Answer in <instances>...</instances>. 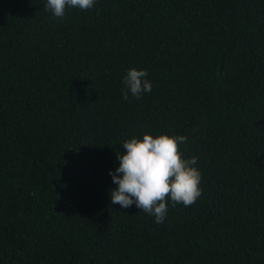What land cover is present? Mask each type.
Listing matches in <instances>:
<instances>
[{"label":"trees","instance_id":"obj_1","mask_svg":"<svg viewBox=\"0 0 264 264\" xmlns=\"http://www.w3.org/2000/svg\"><path fill=\"white\" fill-rule=\"evenodd\" d=\"M45 4L0 0V264H264V0ZM144 134L201 173L162 224L111 204Z\"/></svg>","mask_w":264,"mask_h":264},{"label":"clouds","instance_id":"obj_2","mask_svg":"<svg viewBox=\"0 0 264 264\" xmlns=\"http://www.w3.org/2000/svg\"><path fill=\"white\" fill-rule=\"evenodd\" d=\"M94 4L95 0H46L45 9L55 18L63 19L68 7L84 11ZM147 76V70H128L122 81V99L127 101L129 93L136 99L150 93L152 84ZM186 142L185 136L166 134L156 137L144 134L142 139L126 140L122 154L116 155L119 167L109 172L116 185L110 191L111 204L123 209L135 205L154 217L157 224L164 222L169 203L172 207L192 206L202 195L201 173L195 167L196 157L183 158L179 145Z\"/></svg>","mask_w":264,"mask_h":264}]
</instances>
